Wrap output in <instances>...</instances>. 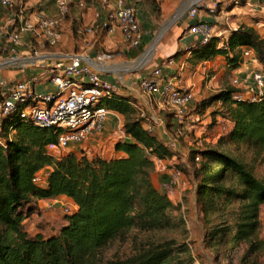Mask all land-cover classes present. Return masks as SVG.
<instances>
[{"label": "trees", "instance_id": "16d2710c", "mask_svg": "<svg viewBox=\"0 0 264 264\" xmlns=\"http://www.w3.org/2000/svg\"><path fill=\"white\" fill-rule=\"evenodd\" d=\"M153 8L159 12L154 3ZM244 47L253 50L254 58L264 68V39L245 25L231 29L224 39L213 36L205 44L190 47V59L209 61L222 55L226 67L234 70L244 62ZM236 92L241 89L226 87L196 107L202 112L211 103L220 102L222 110L216 114L232 123L227 138L264 154V95L257 100H237L233 97ZM102 103L124 115L123 129L129 139L114 145L115 152L122 155L88 157L69 151L57 157L46 149L56 141L54 129L21 118L20 108L1 116L0 136L6 144L0 145V264H193L190 256H179L187 247L177 245L174 239L148 243L125 258L103 260V249L132 229L168 230L182 225L183 220L178 214L180 203L152 181L154 158L170 163L175 155L172 147L153 129L144 128V119L129 97L113 93ZM196 155L200 160L195 169V195L203 211L214 210L217 198H222L223 205L238 202L232 228H215L210 238L230 236L232 244L246 243L244 258L263 250L258 230L264 180L257 178L246 163L216 147L196 150L193 160ZM45 168L47 176L43 184H38L34 177ZM58 196L70 198L76 208L64 215L57 231L28 234L24 220L37 201Z\"/></svg>", "mask_w": 264, "mask_h": 264}, {"label": "rangeland", "instance_id": "374dc122", "mask_svg": "<svg viewBox=\"0 0 264 264\" xmlns=\"http://www.w3.org/2000/svg\"><path fill=\"white\" fill-rule=\"evenodd\" d=\"M168 1V8L165 10V16L161 21L146 28L141 26L145 36V47L139 49L137 56L125 59L123 62H116L118 63V70L114 76L121 90L122 84H125L126 79H135L139 83V77L144 75L147 77L155 66L160 67V64L156 63L158 52L162 51L169 54L172 52L173 47H176V43L182 39V36L190 35L188 28L192 21L188 15V9L192 4H200L197 19H201L204 15L214 17V20L208 23L212 25L214 33L220 34L218 35L220 39H224L231 29L237 28L240 25L253 27L264 39V26L262 25L264 23V16L260 15L259 13L261 12L258 11V7L264 8V0H237L238 4H234L235 0H196L186 6H183V3L188 0ZM251 4L256 6L255 10L251 9L253 8ZM210 7L214 9L212 14L209 12ZM234 7H236L234 11L238 14L225 13L226 11L231 12ZM158 11H155L156 19L158 18L156 16L158 13L162 14L160 9ZM239 16H245L246 21L244 22L242 18L238 19ZM159 18L161 17L159 16ZM183 21L185 22L182 23ZM167 23L169 25L162 32L163 34L156 38ZM181 23L184 28L180 31L177 27H180ZM193 37L197 38L196 35H193ZM152 44L154 46L148 53L149 59L144 61L140 66H134L136 61L148 51ZM32 45L37 47L38 41H34ZM47 50L49 51L50 49ZM9 55V52L0 51V58ZM168 60H170L169 56L165 58L164 62ZM244 60L247 62L242 67H245L247 71L251 73L256 69H261L264 75V68L261 67V64L256 59L251 57ZM18 67L21 66L15 64L4 66V69L17 71ZM30 67L38 68L40 66L35 65ZM196 71L197 73H191V78H193L196 86L192 85L191 88L189 87L193 93V97L183 118V120L187 121V124H180V127H183V134L180 138H175V145L172 147V152L175 155L170 160L171 164H177L182 169L185 177V185L179 186L178 196L172 197L173 201L180 203L178 214L183 220V224L162 231H138L134 228L126 237L115 239L103 249V260L125 258L139 247L148 243L174 239L177 245L184 244L187 247L186 252L179 256L182 258L190 256L193 264H264V249L244 258L247 247L246 243L232 244L229 239L230 236L223 240L210 238V232L215 228L218 229L225 225L232 228L238 202L233 201L231 204L223 205L221 204L222 198H217V205L214 210L209 212L203 211L195 195V185L197 183L195 169L199 167V163L192 159L196 150L203 149L204 147H216L246 163L253 170L257 178L264 180V154L257 152L245 143L231 141L227 138L226 133L229 129V123L226 118L220 114H216L222 110L220 102L211 103L202 112L196 107L201 100L229 86L241 89L243 95L255 90V88L253 87V90H251V86H245L243 84L244 80H240L238 84L234 85L233 79L236 78L237 74L226 67L224 59H213L212 64L202 66ZM107 75L109 76L110 74ZM19 80L21 79L10 81L15 82ZM33 87L36 92H45V86L41 81L35 82ZM184 88L188 87L185 86ZM167 112L169 111L165 109L162 114L164 121L161 123V126L169 130L170 125L166 124L165 119H170L171 115H168ZM221 119L224 120L221 121ZM148 122L151 126L155 125L154 121L150 118H148ZM117 133L118 131H115V135H113L115 139H118L119 133ZM69 147L60 151H53L52 153L58 157L69 152ZM155 171L154 169L153 172L155 173ZM47 173L46 170L38 173L40 176V179L37 181L38 184H43ZM73 210L74 206L71 201L63 197L39 200L37 201L36 208L24 220L25 229L30 235L37 232L49 235L51 232L59 229L64 222V215ZM258 237L264 241L263 206L259 210Z\"/></svg>", "mask_w": 264, "mask_h": 264}, {"label": "built area", "instance_id": "2783aa9c", "mask_svg": "<svg viewBox=\"0 0 264 264\" xmlns=\"http://www.w3.org/2000/svg\"><path fill=\"white\" fill-rule=\"evenodd\" d=\"M102 2L109 8V0ZM58 3L62 13H65L68 1L58 0ZM0 7L10 10V16L0 24V51L9 52L10 55L0 62V67L15 64L21 67L38 65L47 69V81L51 85L49 91L39 93L33 87L37 80L35 76L15 82L1 78L0 115L20 108L21 118L38 127L54 129L57 133L56 141L46 146L49 152L63 150L70 144L79 143L100 133L109 114V109L102 101L120 91L117 81L103 77V74L115 75L118 70V64L113 61V53L103 51L91 57L88 54L63 55L49 52L47 49L55 47L61 39L56 18L41 12L28 14L22 0H0ZM199 7V3L192 4L188 9L192 21L188 32L190 35H196L200 44H205L213 36L220 34L214 33L212 25L207 21L197 19ZM108 11L101 27L112 32L114 25H117L124 42L130 47H139L143 31L134 8L127 5L124 0H115L114 8H109ZM209 12L210 14L214 12L213 7L209 8ZM92 31L93 26L89 25L76 30L77 33ZM26 35L38 41V46H31L28 55L18 56V49ZM242 57L254 58L253 50L250 47L242 48ZM167 63H172V60H168ZM252 80L255 90L246 95L236 92L233 97L237 100L242 98L257 100L264 95V75L261 69L252 72ZM238 82L237 78L233 79L234 85ZM139 85L144 92L157 95L161 106L172 112L178 121L187 113V107L193 97L192 91L175 85L171 79L163 78L161 67L155 66L149 76L140 79ZM139 116L144 119V128L152 130L145 113H140ZM182 134L183 130L177 128L174 138L167 141L168 145L174 147L175 138ZM5 144V139L0 136V145ZM199 160L200 156L196 155L195 161ZM154 165L156 170L167 173L163 187L170 196H173V187L185 185V177L179 167L171 166L162 158H154ZM39 172L34 177L36 182L40 179Z\"/></svg>", "mask_w": 264, "mask_h": 264}, {"label": "crops", "instance_id": "0c3cea01", "mask_svg": "<svg viewBox=\"0 0 264 264\" xmlns=\"http://www.w3.org/2000/svg\"><path fill=\"white\" fill-rule=\"evenodd\" d=\"M67 1V11L65 13H62L58 0H22V3L26 7L28 14L32 12H41L58 20L61 39L55 47L48 48L50 49L49 52L63 55L88 54L91 57H94L100 52L110 51L113 53V61L116 63L123 62V60L125 59H131L137 56L139 53V49H143L145 47L146 44L144 32L140 46L133 48L124 42L121 31L117 25H114L112 32H108L101 27L102 22L105 20L109 12V8H114L115 0H109V8L103 4L102 0ZM124 2L134 8L141 26L146 28L149 25H153L164 18V13L168 8L167 5L169 1L124 0ZM153 3L157 6L158 9H160V12L162 13L157 16V19L155 18ZM251 7H253L251 8L253 10L256 9V6L254 4H251ZM235 8L236 7H234L231 12L226 11L225 13L238 14L236 13V11H234ZM258 8V11L261 12L259 14L264 16V8L261 6ZM8 16H10V10L0 7V24H3L7 20ZM159 16L161 18H159ZM240 18H242L244 22L246 21L245 16H239L238 19ZM201 19L210 22L214 20V17L204 15L203 17H201ZM184 22L185 21H183L182 23ZM182 23L180 27H177V29L180 31L184 28ZM88 25L93 26L92 32H76L77 29L83 28ZM262 25L264 26V23H262ZM181 38L182 39H180V41L176 43V47H173L172 52H170L169 54H166L162 51L158 52L156 55V63L160 64V67L162 68L163 78L171 79L175 85H178L180 87L187 86L188 88H191L192 85L196 86V83L193 82V78H191V73H197L196 70H199L202 66H209L210 64H212L213 59L209 61L198 62L190 59L191 52L189 49L190 47H194L199 44L198 37L196 38L193 37V35H187L182 36ZM34 41L36 40L31 36L26 35L23 39L22 46L20 47V49H18V56L28 55ZM177 51L181 52L176 57L171 59L172 63L168 64L166 63L167 61L164 62L167 56H171ZM7 57L8 56L0 58V62ZM216 58L224 59L222 55L216 56L214 59ZM246 62L247 61L244 60L241 66L237 69H234L233 72H236V78L238 79V81L244 80L243 84L248 87L251 86V90H253V71L250 73V71H247L245 67H242ZM32 76L37 77L36 82L41 81L43 83V85L45 86V92L51 89V85L47 81V69L43 67H18L17 71L0 67V79L3 78L9 81L18 79L23 80ZM103 77L110 81H116L113 74H110L109 76L105 74ZM142 77H145V75L139 77V81ZM119 93L133 100V105L137 108L138 115H140V113H146V116L154 121L155 125L152 126L153 131L158 135L160 139L165 142H167L171 138H174L175 130L177 128H181L180 124H187V121L183 120L184 116L181 120L178 121V119L173 115L172 112H167L168 115H171L170 119H165L166 124L170 125L169 130L162 127L161 123L164 121V119L162 118V114L164 113L165 109L161 106L158 96L144 92L135 79H126L125 84H122V90L120 89ZM218 118H220V116H218ZM223 120L224 119H221V121ZM227 122L229 123L230 129L232 127V123L229 119H227ZM123 123L124 115L115 110L109 109V114L106 117L103 130L100 133L92 135L77 144H70L68 151H74L79 154L83 153L89 157L93 155H101L104 157L122 155L121 152H115L114 145L119 140L129 139L128 136H126L124 133ZM115 131H118L119 133V136L117 137L118 139H115V137L113 136L115 135ZM44 170L48 172L47 168ZM166 177V172L158 170H156L155 173L153 172L152 174V181L154 186L162 192H166L163 187V183L166 180ZM178 194L179 186L173 187V196H178ZM173 196L169 195L170 198H172ZM58 197H63L71 201L74 209L76 208V205L70 198L66 196Z\"/></svg>", "mask_w": 264, "mask_h": 264}, {"label": "bare ground", "instance_id": "6f19581e", "mask_svg": "<svg viewBox=\"0 0 264 264\" xmlns=\"http://www.w3.org/2000/svg\"><path fill=\"white\" fill-rule=\"evenodd\" d=\"M194 1H196V0H188V1H186V2L183 3V6L189 5V4L193 3ZM168 25H169V23H167V24L161 29V31L159 32V34L157 35L156 38H158L161 34H163L162 32L165 31V29L167 28ZM153 42H154V41H153ZM153 46H154V44H152V45L149 47L148 51H147L146 53H144V55L136 61V64H135L134 66H140V65H142V64L144 63V61H146L147 59H149V57H148V53H149L150 50H152Z\"/></svg>", "mask_w": 264, "mask_h": 264}]
</instances>
